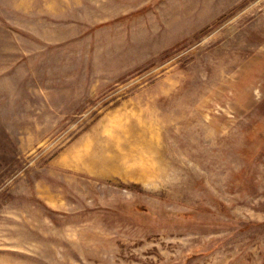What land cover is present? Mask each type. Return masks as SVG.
I'll return each mask as SVG.
<instances>
[{
  "label": "rangeland",
  "instance_id": "obj_1",
  "mask_svg": "<svg viewBox=\"0 0 264 264\" xmlns=\"http://www.w3.org/2000/svg\"><path fill=\"white\" fill-rule=\"evenodd\" d=\"M0 264H264V0H0Z\"/></svg>",
  "mask_w": 264,
  "mask_h": 264
}]
</instances>
